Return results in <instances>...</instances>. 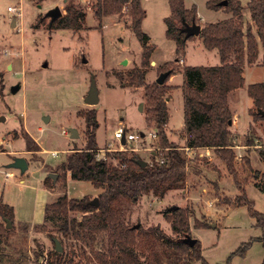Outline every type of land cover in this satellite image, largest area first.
Returning <instances> with one entry per match:
<instances>
[{
    "label": "rangeland",
    "instance_id": "rangeland-1",
    "mask_svg": "<svg viewBox=\"0 0 264 264\" xmlns=\"http://www.w3.org/2000/svg\"><path fill=\"white\" fill-rule=\"evenodd\" d=\"M76 1L85 10L80 30L59 29L46 16L56 6L63 15L64 0H0V201L14 210L8 226L12 231L3 244L11 253L28 254L29 259L22 264H35L37 251L43 253L38 260L44 261L55 249L54 239L60 242L56 227L38 226L44 223L46 203L63 194L94 199L101 192L90 181L74 180L70 175L64 181L56 168L71 148L84 146V112L95 111L98 158L106 151L129 150L131 144L134 152L148 162L151 149L159 154L162 148L159 138L148 136L154 123L146 121L144 88L128 85L131 70H145V83L151 85L160 73L172 68L173 74L165 82L171 87L164 96L168 111L165 130L167 138L182 149L187 142L182 68L220 63L219 53L205 48L197 36L186 41L182 54L176 53L174 40L165 36L164 18L171 14L168 0H141L145 11L141 30L149 37L148 47H152L146 66L141 64L143 48L125 10L123 17L116 14L97 20L92 0ZM182 1L186 8H196V23L201 26L227 18L225 13L209 8L208 0ZM247 1L241 0L244 6ZM13 6L20 15L8 10ZM244 17L250 20L247 10ZM259 50L257 63L244 66V86L228 96L231 131L236 136L233 150L237 177L211 148L184 150L189 164L196 166L187 169L184 189L171 190L162 199L141 196L135 202L124 199L117 204L126 223L141 225L144 230L158 226L169 236L174 233L164 210L171 205L187 208L190 230L186 236L200 242L201 255L209 264H261L264 256L262 241L257 237L260 229L249 205H237L235 201L244 189L252 207L264 212V119H253L255 107L247 94L250 84L264 81V65L259 64L263 52ZM92 78L98 102L88 105L84 98ZM15 85L18 89L12 93L10 89ZM119 125L145 137L121 147L113 135ZM71 129L77 133L75 138L71 137ZM26 133L32 146L38 147L34 152L26 150ZM17 157L27 160L26 170L10 165ZM52 173L56 179L49 177ZM74 215L81 217L80 213ZM0 222L6 223V219L0 216ZM154 238L155 234L142 231L133 246L142 254L145 245L160 244ZM70 243L60 242L61 251L78 248ZM244 243H249L244 252L234 254ZM74 259L78 260L77 256Z\"/></svg>",
    "mask_w": 264,
    "mask_h": 264
},
{
    "label": "trees",
    "instance_id": "trees-1",
    "mask_svg": "<svg viewBox=\"0 0 264 264\" xmlns=\"http://www.w3.org/2000/svg\"><path fill=\"white\" fill-rule=\"evenodd\" d=\"M220 1L223 0H208L207 6L213 10L223 8L228 13L227 18L204 23L198 34L205 48L219 53V65L182 68L183 120L187 138L185 147L211 148L236 178V156L233 150L236 136L231 131L232 112L228 95L244 86V66L257 63L259 48L263 51L259 64L264 65V0H249L245 6L241 0H226V5H220ZM168 2L171 14L164 18L165 36L174 40L176 53L180 55L186 41L194 37L186 38L180 29L184 22L196 21V8H186L182 0ZM63 5L65 13L53 20L52 25L59 29H82L85 22V10L82 6L76 0H64ZM92 5L97 20L116 14L123 17L122 12L125 10V15L130 20V28L143 48L141 64L148 65L152 47H148L149 37L141 30L142 19L145 17L141 0H92ZM246 10L250 20L244 17ZM167 70L170 71L169 77L173 71L172 68ZM131 71L132 77L128 85L144 88L148 104L146 121L154 123L153 128L162 152H151L145 165L137 162L141 157L131 149L106 151L104 157L98 158V147L94 139L97 127L95 111L84 112L85 144L81 148H71L56 168L64 181L70 175L74 180L90 181L96 189L101 190L97 197L98 203L92 204L89 195L68 198L66 194L46 203L44 223L38 226L46 228V224H49L56 227L62 244L71 242V245L78 248L68 251L55 248L44 261L38 260L39 256H43L41 251L34 252L35 264H194L197 261L209 264L201 255L200 242L196 240L191 244L184 239L190 230L187 208L171 205L164 210L173 236L167 235L158 226L146 230L141 225L135 228L134 224L126 223L122 218V211L117 205L122 200L135 202L141 196L162 199L171 190L184 189L187 169L193 166L189 164L184 150L166 135L168 111L164 96L171 88L165 85L168 77L162 84L154 81L147 85L145 70L134 67ZM247 94L255 107L251 113L253 119H264L259 113V110H264V81L250 84ZM24 138L27 151L34 152L38 149L37 146H32L33 141L27 133ZM246 144L249 145V141ZM262 155L264 156V151ZM192 168L196 169V166ZM44 184L50 188L47 181ZM242 191L243 194L235 199L236 204L249 205L250 214L260 229L257 237L264 248V212L256 211L247 199L245 190ZM74 213H80L81 217L78 218ZM0 216L8 219L10 223L14 218L12 206L2 200ZM11 231L12 227L0 222V264H22L29 259L26 252L11 253L5 250L3 243ZM142 231L155 234L154 239L160 244L145 245L140 254L133 245ZM248 246L249 243L240 245L234 254L241 255ZM75 256L78 260L74 259ZM225 264H229V261ZM261 264H264V256Z\"/></svg>",
    "mask_w": 264,
    "mask_h": 264
},
{
    "label": "water",
    "instance_id": "water-1",
    "mask_svg": "<svg viewBox=\"0 0 264 264\" xmlns=\"http://www.w3.org/2000/svg\"><path fill=\"white\" fill-rule=\"evenodd\" d=\"M220 5H226L227 1L223 0L219 2ZM46 16H50V22H52L53 20L57 19L58 17L62 16L61 10L58 6L48 10V13L46 14ZM201 26L199 24L196 23L195 20H193L191 23L188 22H184L183 23V27L180 29L181 32L184 33V35L186 36V38H189L191 36H199V32H200ZM125 62V60L123 61V63ZM170 71H165L159 74V76L156 78V82L158 84H162L164 83L165 79L168 77ZM18 89V86L15 85L13 87H11L10 91H12V93H16V90ZM84 102L88 105H95L98 102V97H97V89L95 87V82L94 79H91L90 82V86H89V91L87 96L84 98ZM208 106H210L208 104ZM259 113L264 117V110H259ZM231 123V121H230ZM77 136V133L74 129H71V137L75 138ZM122 144H125V139L122 138L121 140ZM137 162L141 165H145L147 163V161L143 160V159H138ZM12 167L14 168H19L21 171H24L27 169L28 164H27V160L23 157H17L14 158V161L10 164ZM49 177H53L54 179H56L57 175L55 173L52 174H48ZM91 203L94 205H97L98 203V199L94 198L91 200ZM174 207H177L176 205H173ZM10 225V222L8 219H6V226L8 227ZM138 227V224L135 225V228ZM185 241L190 242L191 244L196 242V239L191 238V237H184ZM54 243H55V248L56 250H61V245L60 242H58L56 239H54Z\"/></svg>",
    "mask_w": 264,
    "mask_h": 264
},
{
    "label": "built area",
    "instance_id": "built-area-1",
    "mask_svg": "<svg viewBox=\"0 0 264 264\" xmlns=\"http://www.w3.org/2000/svg\"><path fill=\"white\" fill-rule=\"evenodd\" d=\"M8 10L11 11V12H12L13 14H15V15H20V13L17 11V8H16L15 6H13V7H8ZM180 62H182V60H180ZM113 135H114V138L117 139V140L119 141V144H120L121 147L124 146V145H126V143H127L128 141H132V142H134V141H136V140H142V139L145 137V135L142 134V133H136V134H133V133L127 132V131L123 128L122 125H119V126L115 129ZM148 136H149L152 140H153V139H157L156 130H155L154 128H152L151 132L148 133ZM122 138L125 139V144H122V143H121ZM129 147H130L129 149H131V150H133V151L135 150V149H133V148L131 147V144L129 145ZM157 149H158V147H157ZM182 149L186 151L185 153H187V151L191 150L192 148L184 147V148H182ZM151 150H152V152H153V150H155V148H154V149H151ZM53 155H56V152H55V151L53 152Z\"/></svg>",
    "mask_w": 264,
    "mask_h": 264
},
{
    "label": "crops",
    "instance_id": "crops-1",
    "mask_svg": "<svg viewBox=\"0 0 264 264\" xmlns=\"http://www.w3.org/2000/svg\"><path fill=\"white\" fill-rule=\"evenodd\" d=\"M247 2H248V1H247ZM214 11H215V12H218V11H219V12H223V13L226 14V16H228V13H226V11H225L223 8H218L217 10H214ZM201 23H202V22H201ZM200 26H201V25H200ZM197 37H198V36H197ZM262 52H263V51H262ZM123 61H124V60H122V63H123ZM125 61H126V60H125ZM231 93H232V92H231ZM229 95H230V94H229ZM229 95H228V96H229Z\"/></svg>",
    "mask_w": 264,
    "mask_h": 264
}]
</instances>
